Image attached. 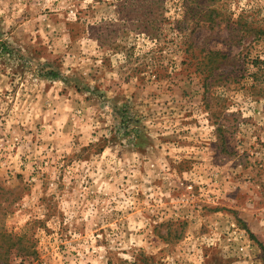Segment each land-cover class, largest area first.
Listing matches in <instances>:
<instances>
[{
	"label": "rangeland",
	"instance_id": "obj_1",
	"mask_svg": "<svg viewBox=\"0 0 264 264\" xmlns=\"http://www.w3.org/2000/svg\"><path fill=\"white\" fill-rule=\"evenodd\" d=\"M0 264H264V0H0Z\"/></svg>",
	"mask_w": 264,
	"mask_h": 264
},
{
	"label": "trees",
	"instance_id": "obj_2",
	"mask_svg": "<svg viewBox=\"0 0 264 264\" xmlns=\"http://www.w3.org/2000/svg\"><path fill=\"white\" fill-rule=\"evenodd\" d=\"M213 10H214V9H212L211 11H213ZM211 11H210V12H211ZM214 11H216V10H214ZM238 23H239V22H238ZM248 26H249V25H247V22H246V21L240 23V29H242V32H243V33H241V38L244 37V36H248V35H249V32H251V30L248 29ZM254 31H255V30H254ZM256 32H258V31H256ZM218 54H219V52H218ZM223 56H224V54H223ZM255 60H258V62H261V60L258 59V57H257ZM212 66H213V65H209V68L207 69L209 72H211L210 70L213 71V67H212Z\"/></svg>",
	"mask_w": 264,
	"mask_h": 264
}]
</instances>
